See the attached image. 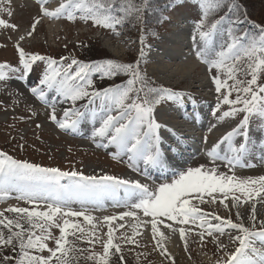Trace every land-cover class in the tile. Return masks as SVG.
<instances>
[{
	"label": "snow or ice",
	"instance_id": "1",
	"mask_svg": "<svg viewBox=\"0 0 264 264\" xmlns=\"http://www.w3.org/2000/svg\"><path fill=\"white\" fill-rule=\"evenodd\" d=\"M45 3L46 0H40L39 13L43 16L76 21V12L72 10L76 9L81 12L80 19L111 29L116 35L121 34L116 31L117 27L124 25L129 17L143 24L144 14L149 9L158 12L159 23H171V14L182 21L194 19L191 38L195 56L205 64V71L212 73L208 79L217 95L215 106L210 108L215 123L207 131L211 133L228 119L231 125L207 152L212 167L201 164L186 170H172L168 176L172 161L182 156L188 145L184 143V136L158 120V116L167 115L172 107L179 110L186 98L195 105L198 98L186 90L165 86L154 79L155 73L149 74L151 45L146 43V34L142 33L139 38L138 55L126 63L112 59L84 62L73 56L56 58L27 52L21 44L34 36L40 23L37 16L30 29L16 40L17 64L0 63V82L15 74L16 79L26 84L25 91L30 96L49 105L48 119L61 130L77 133L81 122H90L88 139L92 144L104 149L115 146L116 151L110 152L112 159L123 163L126 158L128 169L144 180H151L154 188L142 179L121 178L104 171L93 174L76 169L65 171L0 152V199L15 194L17 200L31 205L0 211V264H77L75 257L68 258L69 253L79 251L83 255L87 250L77 249L75 241L70 245L67 237L70 230H75L71 234L75 236L78 231L83 238L84 229L67 218L61 225L56 216L83 217L91 224L94 217L88 214L87 208H102L106 201L126 210L103 217L104 222L110 224L107 239L103 241V254L89 253L86 257L93 260L98 255V264H112L110 250L116 264H126L121 243H114V226L110 222L136 218L141 212L147 218L144 226L150 227L155 246L173 264L174 258L161 246L164 233L160 227L175 231L173 224L177 225L187 251V237L194 232V228H186L189 223L200 227L195 236L201 244L211 242L224 254L215 264H264V217L258 218L257 208L259 205L264 209V175L240 179L234 174L237 166L255 167L246 162L252 145L250 119L253 114L260 119L261 135L257 142L261 145L259 151L264 162V21H250L243 0H163L162 6L159 0H93L91 6L84 0H66L52 11ZM10 5L11 0H0V12L10 16ZM245 23H252L258 29V36L241 32L240 25ZM0 26L17 29V25L4 19H0ZM217 33L223 42L215 52L216 58L211 59L209 53L213 51V37ZM42 64L45 67L38 75V83H31L29 74ZM239 74L244 79L239 78ZM119 75L126 76V80L102 88H97L93 79V76L101 80L115 79ZM50 92L57 94L60 103L70 105L64 108L63 119L57 116L56 99L49 101ZM14 95L18 97L17 103L26 99L24 92L17 91ZM78 101L85 102L78 105ZM198 116L199 112L194 111L193 118ZM207 139L205 136L204 141ZM225 143L227 149L222 154L221 147ZM217 161L233 170V174L220 171ZM149 169H159L166 176L165 180L156 185ZM64 180L67 182L62 183ZM121 189L125 193L123 199L119 198ZM217 199L226 210H235V222L215 212L209 214L200 207L216 203ZM73 203H79L82 210H73ZM41 205H45L44 210H39ZM53 227L59 229L58 237L53 234ZM124 227L123 223L119 224L120 229ZM222 237H226L228 243H224ZM257 238L261 247L256 246ZM98 239L93 234L89 242L94 244ZM119 240L137 243L124 232ZM48 241L54 242V247H50ZM229 245L233 250L229 251ZM9 251L12 254H6ZM45 252L48 254L44 255Z\"/></svg>",
	"mask_w": 264,
	"mask_h": 264
},
{
	"label": "rangeland",
	"instance_id": "2",
	"mask_svg": "<svg viewBox=\"0 0 264 264\" xmlns=\"http://www.w3.org/2000/svg\"><path fill=\"white\" fill-rule=\"evenodd\" d=\"M57 2L60 4L66 2V0H56ZM84 3L90 5V0H84ZM160 4L162 6V0ZM243 4L247 9L250 21L256 23L264 21V0H243ZM10 6L12 14L9 16L5 12H0V19L17 25V29H8L0 26V63L17 64V53L14 47L16 40L19 35L25 34L30 29L32 20L39 16L40 23L37 25L34 36L21 42L27 52L47 54L56 58L73 56L84 62H102L106 59H112L120 63H126L132 57L138 55L139 38L144 33L146 34V42L149 41L147 38L148 34L151 35L150 41L153 43L157 42V40H164L161 41L163 46L158 42L160 46L152 48L153 52L151 50L149 52L150 63L147 66V71L149 74L155 73L154 79H157L160 83H168L179 88H192L198 95H202L211 87L208 77L212 73L205 71L203 66L205 64L197 60L199 63L197 65L192 57L188 59L190 58L188 55L189 50L185 47L188 35L178 32V26L172 23H163L161 30H151L153 21L157 22V12H153L151 9L145 12L143 24H138L134 18L129 17L124 25L117 27L116 31L121 34L116 35L111 29L96 26L91 22L80 19L81 12L76 9L72 10L76 12L77 20L69 21L64 17L48 20L47 16L39 13L37 5L34 6L27 0H11ZM171 15L174 20L179 22L175 14ZM240 31H246L250 36H258V29L252 23L240 25ZM162 35L167 38L161 37L160 39L159 37ZM175 44L176 46L174 47ZM66 53L69 55H65ZM188 60L193 61L198 68L187 69L183 73V70L180 69L183 65L181 67L180 65L188 64ZM175 62L176 65L174 64ZM179 62L181 63L180 65ZM245 63H247L246 60ZM44 67L45 65L42 64L29 74L33 84H35V81L38 83V75ZM4 71L8 72L7 69H4ZM10 75L12 76L11 79L0 82V152L7 153L16 159L28 160L43 166L59 167L65 171L76 169L83 171L85 174L104 171L118 177L126 175L127 171L124 172V167H127V165L107 157L106 153L92 149L79 139L57 131L52 123L47 122V114L39 109L31 97L17 85L18 79L15 78V74ZM122 76L124 75H119L115 79L104 80L99 79L98 76H93V79L96 87L102 88L106 87L107 84L115 83ZM224 78L222 75L221 79ZM239 78L244 79V76L239 74ZM17 91L24 92L26 98L19 103H17L18 97L14 95ZM83 102L78 101L77 103L82 104ZM33 111L36 113L35 115L32 114ZM169 113L158 117L168 122L175 121L176 119ZM250 121L256 122L260 121V119L253 114ZM37 124L40 125L39 128L36 127ZM223 125H227L226 128H229L231 121H226ZM218 129L219 125L212 131L214 140L216 134H219L217 132ZM198 165L201 164L196 163L193 167ZM219 170L226 171L229 175L233 173V170L228 171L222 168ZM234 171L239 172L236 177L240 179L264 175V167L255 170L236 169ZM7 200L2 202L0 200V211L12 206L31 207L23 200L22 202ZM217 200L219 201V199ZM209 206L214 207L216 213L221 217L232 218L234 222L236 221L234 209L231 211L226 210L220 202ZM257 208L258 218L264 217V209L260 208L259 205H257ZM44 209V205H41L39 210ZM5 214L11 216V213L5 212ZM64 218L70 221L72 219L63 217L62 214L56 216L57 222L61 225ZM77 223L84 229L83 238H80V232L77 231L76 235L73 236L71 232L75 230H70L67 239L70 245L75 241L77 249H86L87 251L83 255L79 251L70 252L68 258L75 257L77 264H98V255L103 254L102 245L103 241L107 239L108 227H103L96 221L89 224L84 220H79ZM98 228L100 229L99 233L97 231ZM136 228L141 229L137 230ZM52 232L55 236H59L58 228L53 227ZM121 232L123 231L119 229V226L115 225L113 228L114 243H121L126 264H173L169 257L161 255L160 248L157 250L155 243L153 245L148 236H146V228L143 227L142 222H133L131 227H128L127 231L124 232L135 239L137 241L136 244L120 241ZM92 233L99 235V239L94 243H97L96 245L89 242V239L93 236ZM37 234L39 233L37 232ZM171 237L174 241H178L175 232H173ZM187 239V251L184 244H179L178 242L177 252L174 256L167 249L170 257L174 258V264H215L216 259L222 258L224 255L222 252L217 251L211 242L201 244L199 238L195 235H189ZM221 239L224 243H228L226 237ZM48 243L50 247H54V242L48 241ZM162 243L161 246L165 248ZM231 250H233V246L229 245V251ZM111 252L112 250H110L112 264H116V258L111 255ZM89 253L98 255L95 259L88 260L86 257ZM8 254L12 253L9 251ZM43 254L47 255L48 253L45 252Z\"/></svg>",
	"mask_w": 264,
	"mask_h": 264
},
{
	"label": "bare ground",
	"instance_id": "3",
	"mask_svg": "<svg viewBox=\"0 0 264 264\" xmlns=\"http://www.w3.org/2000/svg\"><path fill=\"white\" fill-rule=\"evenodd\" d=\"M52 9V8H51ZM180 37V36H179ZM186 38V37H185ZM177 39V38H176ZM187 39V38H186ZM181 43V42H180ZM178 44H179V42H178ZM176 46V44L174 45V47ZM184 47V46H183ZM181 49V48H180ZM183 50V49H182ZM182 53V52H181ZM210 54V53H209ZM188 59H191V58H188ZM174 61V60H173ZM194 61V60H193ZM193 61H191V60H188V64H186V65H184V64H181L180 62H179V65H180V67L182 66V68H180L181 70H183V73H184V71L185 70H187V69H193L194 67V69H196V68H198V66L193 62ZM175 65H176V62L174 63ZM199 65V64H198ZM193 71V70H192ZM171 114H173V111H171ZM181 123V122H180ZM181 126H183L182 127V129H180V130H189V129H187V125H181ZM196 135L197 136H199V133H196ZM221 138V135H219V134H216V137H215V140L214 141H216V140H219ZM172 237L170 236V235H168V237L167 238H165V237H163L161 240L163 241V244L165 245V248L166 249H168V251L170 252V254H172L173 256H174V254L177 252V248H178V244H177V242L176 241H174L173 239H171Z\"/></svg>",
	"mask_w": 264,
	"mask_h": 264
},
{
	"label": "trees",
	"instance_id": "4",
	"mask_svg": "<svg viewBox=\"0 0 264 264\" xmlns=\"http://www.w3.org/2000/svg\"><path fill=\"white\" fill-rule=\"evenodd\" d=\"M6 254H8V252Z\"/></svg>",
	"mask_w": 264,
	"mask_h": 264
}]
</instances>
